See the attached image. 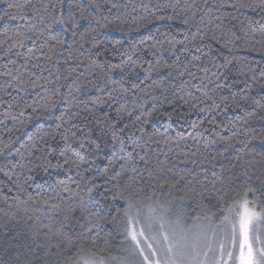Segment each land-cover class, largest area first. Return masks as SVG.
Wrapping results in <instances>:
<instances>
[{"label":"trees","instance_id":"1","mask_svg":"<svg viewBox=\"0 0 264 264\" xmlns=\"http://www.w3.org/2000/svg\"><path fill=\"white\" fill-rule=\"evenodd\" d=\"M0 16V264L118 257L129 211L157 199L220 220L249 185L264 205V0H0Z\"/></svg>","mask_w":264,"mask_h":264},{"label":"snow or ice","instance_id":"2","mask_svg":"<svg viewBox=\"0 0 264 264\" xmlns=\"http://www.w3.org/2000/svg\"><path fill=\"white\" fill-rule=\"evenodd\" d=\"M15 7V5H9ZM9 13L5 12L4 16ZM0 16V20L4 19ZM59 22V21H55ZM144 160V157H140ZM239 159V157H237ZM110 163H113L110 161ZM135 171V169H132ZM123 171V168L121 169ZM115 178V177H113ZM129 181L133 178L128 177ZM251 179V177H249ZM252 191L249 185H245L240 191H237L235 196L231 198V202H225L227 206L221 209L222 223L228 229L227 235L221 240H217V234L212 232L209 236L207 229H200L196 232H177L172 230L171 236L164 234L163 239L168 242L167 247L160 249L163 252V257L158 256V250L152 245H148L151 249L150 256L143 257L146 264H264V205L257 208L256 204L248 199V192ZM91 194V189L89 190ZM107 197H105L106 199ZM133 205L129 204V208ZM127 215V210L125 211ZM198 218V217H197ZM45 228L52 232L50 223L44 225ZM163 228V224H161ZM39 229L33 235L38 234ZM189 233H191L189 235ZM131 240L139 245V236H144V231H137L134 225H130L127 231ZM63 235V233H57ZM71 239V238H69ZM226 241V243H225ZM95 243V241H93ZM215 243V249L212 245ZM58 245H51L50 248ZM207 249V251H203ZM143 254V249H139ZM212 252L213 257L209 261L208 253ZM48 252H46V255ZM204 259L201 260L200 256ZM113 259H116L113 257ZM25 264H31L30 261H25ZM75 264H92L91 261L77 260Z\"/></svg>","mask_w":264,"mask_h":264},{"label":"rangeland","instance_id":"3","mask_svg":"<svg viewBox=\"0 0 264 264\" xmlns=\"http://www.w3.org/2000/svg\"><path fill=\"white\" fill-rule=\"evenodd\" d=\"M163 224V228H161ZM130 225H134L137 231L141 229L144 231V236H139V245L132 241L127 234ZM126 237L128 244L125 245L116 259L100 260L96 258L86 259L91 261L92 264H146L143 257L151 253L148 245H152L154 249L158 250V256L163 257L164 253L160 249L166 248L168 242L163 239L164 234L171 236L172 230L175 229L178 233L199 231L200 229H207L209 236L212 232L217 234V240H221L228 233V229L222 218L214 220L212 218L189 219L178 206L170 201L157 199L155 202L147 206L131 209L128 214V225L126 227ZM191 233H189L190 235ZM264 238V237H262ZM226 243V241H225ZM215 249V243L212 245ZM139 249H143V254ZM207 251V249H203ZM213 253H208L209 261L212 259ZM203 260V255L200 256Z\"/></svg>","mask_w":264,"mask_h":264}]
</instances>
